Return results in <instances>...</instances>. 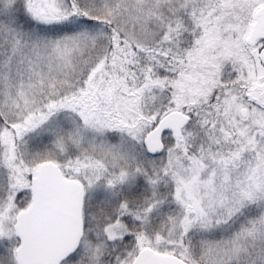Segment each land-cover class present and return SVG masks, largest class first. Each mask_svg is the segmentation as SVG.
<instances>
[{
  "label": "snow or ice",
  "instance_id": "6c2138e0",
  "mask_svg": "<svg viewBox=\"0 0 264 264\" xmlns=\"http://www.w3.org/2000/svg\"><path fill=\"white\" fill-rule=\"evenodd\" d=\"M0 264H264V0H0Z\"/></svg>",
  "mask_w": 264,
  "mask_h": 264
}]
</instances>
